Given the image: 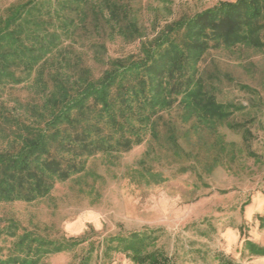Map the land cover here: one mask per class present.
<instances>
[{"label": "rangeland", "instance_id": "1", "mask_svg": "<svg viewBox=\"0 0 264 264\" xmlns=\"http://www.w3.org/2000/svg\"><path fill=\"white\" fill-rule=\"evenodd\" d=\"M236 0H107L75 16L76 53L106 45L113 58L136 54L166 26ZM26 0H0V18ZM111 9L139 38L111 40ZM136 38V36H135ZM90 64H93L90 62ZM94 67V66H93ZM95 75L104 68L95 66ZM207 90L237 106L229 120H200L176 104L157 118L156 136L128 152L89 158L86 170L33 203L0 205V258L17 264H134L110 239L139 233L171 264H228L248 258L246 241L264 216V49L213 47L200 64ZM39 98L29 86H8L0 98V150L13 144L5 124L19 104ZM21 116L24 112L18 110ZM26 117H22L25 119ZM11 140V141H10ZM83 241L63 254L52 244Z\"/></svg>", "mask_w": 264, "mask_h": 264}, {"label": "trees", "instance_id": "2", "mask_svg": "<svg viewBox=\"0 0 264 264\" xmlns=\"http://www.w3.org/2000/svg\"><path fill=\"white\" fill-rule=\"evenodd\" d=\"M100 1L107 0H26L0 18V98L8 86H29L39 98L19 104L25 116L18 110L2 116L15 127L12 143L19 146L0 150V205L43 199L56 183L82 174L89 158L142 145L148 132L156 136L159 115L176 104L207 121L224 122L239 111L207 90L200 64L220 44L264 49V0L220 1L166 26L136 54L113 58L106 45L93 46L92 56L76 53L75 16ZM107 23L112 41L141 37L135 25L123 28L115 9ZM93 66L104 70L95 75ZM259 219L263 228L264 216ZM147 241L139 233L110 239L134 264H171L149 251ZM82 242L52 244L47 254L70 252ZM245 244L252 256L264 257L263 247ZM0 264L17 261L0 258Z\"/></svg>", "mask_w": 264, "mask_h": 264}, {"label": "crops", "instance_id": "3", "mask_svg": "<svg viewBox=\"0 0 264 264\" xmlns=\"http://www.w3.org/2000/svg\"><path fill=\"white\" fill-rule=\"evenodd\" d=\"M264 228V227H263ZM256 239L251 242L256 244L259 247L264 248V229L261 232L260 230L255 233ZM248 258L245 261H241L239 256H232V261L228 264H264V257L252 256L248 254Z\"/></svg>", "mask_w": 264, "mask_h": 264}]
</instances>
